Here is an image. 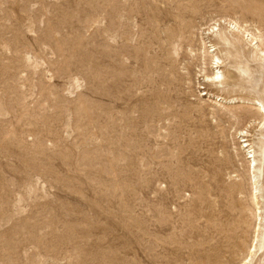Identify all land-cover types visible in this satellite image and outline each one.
<instances>
[{"label":"rangeland","instance_id":"rangeland-1","mask_svg":"<svg viewBox=\"0 0 264 264\" xmlns=\"http://www.w3.org/2000/svg\"><path fill=\"white\" fill-rule=\"evenodd\" d=\"M220 19L264 42V0H0V264H264L261 115L202 97L264 103V61L206 84Z\"/></svg>","mask_w":264,"mask_h":264},{"label":"bare ground","instance_id":"bare-ground-1","mask_svg":"<svg viewBox=\"0 0 264 264\" xmlns=\"http://www.w3.org/2000/svg\"><path fill=\"white\" fill-rule=\"evenodd\" d=\"M222 23L224 24L223 28H222ZM242 27L237 22L224 19L222 20V22H219V24L217 23V25H215L212 29H208L209 32L207 31L208 33L206 34L209 36L211 35V37H207L206 40L205 39L201 40L202 45L199 51H201L200 58L202 59L204 66L203 81L206 84H209L210 86H214L218 89H223L226 85H228L231 77L228 75V73L225 70L222 69L226 68L227 61L231 60L233 50L236 49L238 46L241 47H243L242 45L248 46L250 48V52L252 56L264 61V42L262 37L255 36L253 35V33H250L247 29H244ZM212 37H214V40H212ZM208 67L211 69L210 74L207 71ZM202 97H207L208 102L215 104L222 109L235 108L236 104L244 105L245 103H248V105L251 106L250 107L251 109H253L257 114L261 115V121H259L260 123L258 124L264 126V103L261 100L257 101V100H246L244 98H225L215 93H204ZM255 124L257 123L255 122ZM238 136H240L239 138L241 139L240 142L242 145L241 150L245 151L246 149V154L249 155V157L246 158V160H248V170L252 178L251 199L255 207L257 208L256 211H258L256 214L257 216L256 221L258 223V226L257 225L256 226L259 228L261 226V222L263 221V217L260 212L261 186L258 181V173L260 172L261 159H258L256 157V150H254V143H251L250 142L251 140H248V138L252 137L249 134V131L241 130L238 132ZM261 155L262 157H264V147H262L261 149ZM258 233L259 231H257V234ZM256 248L257 245L252 244V247L250 248L249 251V257L253 256V254L256 252ZM249 257H247L246 259L247 261ZM247 261L245 262V264H247Z\"/></svg>","mask_w":264,"mask_h":264}]
</instances>
